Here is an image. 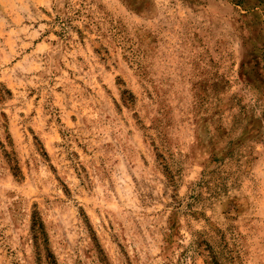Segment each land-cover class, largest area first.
<instances>
[{
    "label": "rangeland",
    "instance_id": "1",
    "mask_svg": "<svg viewBox=\"0 0 264 264\" xmlns=\"http://www.w3.org/2000/svg\"><path fill=\"white\" fill-rule=\"evenodd\" d=\"M0 264H264V0H0Z\"/></svg>",
    "mask_w": 264,
    "mask_h": 264
},
{
    "label": "trees",
    "instance_id": "2",
    "mask_svg": "<svg viewBox=\"0 0 264 264\" xmlns=\"http://www.w3.org/2000/svg\"><path fill=\"white\" fill-rule=\"evenodd\" d=\"M32 231H35L36 235L38 234V231H36L35 229H32ZM36 240H38V238Z\"/></svg>",
    "mask_w": 264,
    "mask_h": 264
}]
</instances>
